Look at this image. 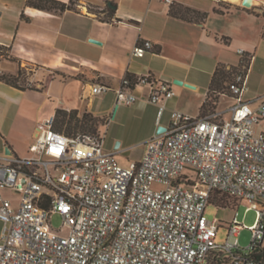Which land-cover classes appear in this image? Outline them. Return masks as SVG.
Here are the masks:
<instances>
[{"label":"built area","instance_id":"2783aa9c","mask_svg":"<svg viewBox=\"0 0 264 264\" xmlns=\"http://www.w3.org/2000/svg\"><path fill=\"white\" fill-rule=\"evenodd\" d=\"M151 48L143 40L130 53ZM246 77L242 70L226 84L233 103L222 111L171 109L165 130L126 164L104 148V133L68 136L54 129V117L37 123L26 157L0 156V191L19 194L15 203L0 197V264H264L254 258L264 246V95L245 98ZM137 85L148 88L159 125L171 84L151 73L125 76L116 106L133 104ZM213 191L256 214L245 225L233 205L222 243L215 237L223 221L205 214ZM243 229L250 240L241 247Z\"/></svg>","mask_w":264,"mask_h":264},{"label":"crops","instance_id":"0c3cea01","mask_svg":"<svg viewBox=\"0 0 264 264\" xmlns=\"http://www.w3.org/2000/svg\"><path fill=\"white\" fill-rule=\"evenodd\" d=\"M26 1L0 0L2 157H26L35 126L58 109L99 119L96 132H104V144L113 125H148L147 140L168 124L169 118L163 123L162 117L171 109L199 116L216 67H238L242 58L251 57L244 97L264 95V0H247L248 6L243 0H58L71 4L63 11L37 9ZM178 4L207 15L200 21L173 17L169 8ZM143 40L151 41L152 48L142 57L131 55ZM19 71L28 87L1 78ZM145 73L169 82L174 91L159 125L146 86L132 88L137 97L133 104L115 103L114 90L123 77ZM94 84L109 90L93 95ZM222 96L229 104L216 111L233 103L228 92ZM107 150L116 151L123 164L141 156L129 159L121 157L122 149ZM10 192L0 191V197L15 203L18 197Z\"/></svg>","mask_w":264,"mask_h":264},{"label":"rangeland","instance_id":"374dc122","mask_svg":"<svg viewBox=\"0 0 264 264\" xmlns=\"http://www.w3.org/2000/svg\"><path fill=\"white\" fill-rule=\"evenodd\" d=\"M68 6H71V4H67ZM15 79V82L19 86L23 87H28V82L26 81V77L24 75H21V71L17 75L13 76ZM231 80V78H230ZM221 91L225 94H227L226 91V84L223 85V88ZM220 104L218 105V103ZM229 104V100L227 97L222 96V94H218V100L216 103L211 106V107H206L207 111L216 109L217 106L219 109L225 108ZM116 115V114H115ZM168 118V114L165 113L162 117V122L166 123ZM82 119V116H80V120ZM69 117H65V121H68ZM87 124L84 125V127H81L79 123H76L75 121H71L70 123L64 125L61 129V131H64L65 128H69L71 136H75L78 133H93V129L90 128L91 122L85 121ZM98 126V125H97ZM96 126V128H97ZM150 127L148 125H113L108 131L106 132V138H105V144L104 148L107 150L108 148H113V149H122L123 151L119 153L121 157H128L129 159H136L138 158L142 151H143V143L146 140H143L145 136L148 134V129ZM97 131V130H96ZM101 134L104 132L101 131ZM143 140V141H142ZM119 146V147H117ZM116 147V148H115ZM2 191V190H1ZM6 191H11L10 193H13L16 198L19 196V194L15 191L12 190H6ZM221 195L218 193H213L211 195V201L216 202L217 199ZM223 197V203L221 204L222 206H232L238 204L237 201H234L233 199H229L226 196ZM246 204L244 203H239L237 205V219L239 220L240 223H243L245 225H252L255 220V211L253 209L245 210ZM232 211L233 209L230 208H219L216 207L213 204H210L207 206L205 210L206 217L209 220H212L214 217L221 218L223 223L218 227V231L216 233L215 241L216 243H222L224 239V234H225V227L223 226L224 223L230 221L231 216H232ZM50 223L51 226L54 229H57L61 226V220L60 217L57 215H52L50 218ZM61 234H66V230H62ZM239 245L241 247L246 246L249 243L250 240V231L243 229L240 231L239 237Z\"/></svg>","mask_w":264,"mask_h":264},{"label":"trees","instance_id":"16d2710c","mask_svg":"<svg viewBox=\"0 0 264 264\" xmlns=\"http://www.w3.org/2000/svg\"><path fill=\"white\" fill-rule=\"evenodd\" d=\"M26 5L30 6V7H34L37 9H41V10H47V11H63L65 9L70 8V6H68L67 4L60 2L58 0H27L26 1ZM219 12H221L220 10H217ZM169 14L173 17H177V18H181L184 20H203L207 13L205 12H200L197 11L195 9H192L190 7H186L183 5H173L169 8ZM248 61L249 59L246 58H242L239 66L238 67H225L223 65H218L211 77V81H210V85L207 91V95L206 98L204 100V102L201 105L200 108V115H203L207 112L213 111L215 109L212 110H208L206 109V107H211L213 106L216 101L218 100V94H222L223 92L221 91V89L223 88L224 84H227L229 81H231L233 79V77L235 75H237L240 71H246L248 68ZM244 68V69H243ZM126 77H128L129 79H134L133 76L131 75H126ZM1 78L7 82L8 84H11L15 87L18 88H23V86H19L16 84L15 79L13 76H6V75H1ZM231 78V80H230ZM68 116L69 120L65 121V117ZM75 121L76 123H79L81 127H84V125H86L87 123L85 121H89L91 122L90 128H92L94 132H96L97 128L96 126L101 123V121L95 117H93L91 114L89 113H84L82 115V119L80 120V117L77 116V113L75 110H71V111H65V110H61L58 109L55 112L54 115V120H53V127L54 129L61 131L62 127L64 125L67 126L68 123H70L71 121ZM63 133H65L68 136L70 134L69 128H65L64 131H62ZM213 193H218L221 196L217 199L216 202H212L211 201V195ZM222 196H226L229 199H233L234 201H236L234 198L224 194V193H220L218 191H213L210 193V204L215 205L216 207L219 208H230L232 206H222L221 204L223 203V197ZM254 258L258 259V260H263L264 261V246L260 247L259 251L254 254Z\"/></svg>","mask_w":264,"mask_h":264},{"label":"water","instance_id":"95a60500","mask_svg":"<svg viewBox=\"0 0 264 264\" xmlns=\"http://www.w3.org/2000/svg\"><path fill=\"white\" fill-rule=\"evenodd\" d=\"M242 5L248 6V5H250V3H249V1H247V0H243V1H242ZM90 41H91V42H94V43H98L97 41L92 40V39H90ZM175 83L180 84V81H175ZM164 130H165L164 127L159 126V127L157 128L156 134H159V133L163 132Z\"/></svg>","mask_w":264,"mask_h":264}]
</instances>
